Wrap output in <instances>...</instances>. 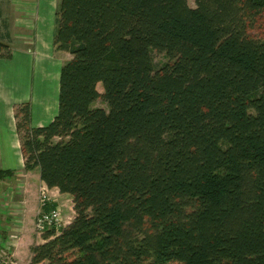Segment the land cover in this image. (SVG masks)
Wrapping results in <instances>:
<instances>
[{"label":"trees","instance_id":"1","mask_svg":"<svg viewBox=\"0 0 264 264\" xmlns=\"http://www.w3.org/2000/svg\"><path fill=\"white\" fill-rule=\"evenodd\" d=\"M195 3L59 0L58 112H15L24 167L75 216L30 264H264V40L247 23L264 0Z\"/></svg>","mask_w":264,"mask_h":264},{"label":"crops","instance_id":"2","mask_svg":"<svg viewBox=\"0 0 264 264\" xmlns=\"http://www.w3.org/2000/svg\"><path fill=\"white\" fill-rule=\"evenodd\" d=\"M52 1L54 2H46V14H41L40 6L43 1H39L37 36L34 42L27 33V28L15 23L17 16L28 17L33 8H21L12 4L13 0H0V39L9 45V54L0 56V167L14 171L12 176L0 183L5 190L1 195L3 198H0V224L3 225L0 246L1 249H11V242H15L16 247L13 248L19 256L21 250L26 251L27 246L32 257L31 236L27 228L35 222L39 190L46 186L51 191L58 192L61 198L71 197L67 193H61L57 187H49L41 179L38 168L25 170L15 112L17 106L29 103L31 125L34 127L46 125L58 112L59 101L56 105L54 100L44 97V91L48 89L45 86L47 80H58L60 87L61 68L64 65L61 57L64 51L57 50L54 46L56 6ZM22 29L24 33L18 31ZM38 84L42 94L37 98L33 89ZM70 199L73 202L72 197ZM24 211L28 217L26 228L20 224V214ZM66 224L68 221L64 223ZM22 234L24 239L21 242H17L19 238L12 239ZM39 236L41 241L38 243H43L42 235Z\"/></svg>","mask_w":264,"mask_h":264},{"label":"rangeland","instance_id":"3","mask_svg":"<svg viewBox=\"0 0 264 264\" xmlns=\"http://www.w3.org/2000/svg\"><path fill=\"white\" fill-rule=\"evenodd\" d=\"M39 1L40 0H13L12 4L14 5H19L21 6V8L24 7H28V8H33L30 11L32 12L31 15H28V17H25L23 15H19L16 17L17 21H15V23H17V25H21V27H26L27 28V33L30 35L31 40L35 42V38L37 36L36 34V28H37V20H38V9H39ZM42 4L40 6V12L41 14H46L47 11V6H46V2H48V0H42ZM189 4L193 7L196 6L195 0H188ZM55 4L56 9L58 7L59 4V0H54V2L52 1V4ZM13 6V5H12ZM15 7V6H14ZM56 14V12H55ZM19 17V18H18ZM247 23H248V34L253 37V38H257V39H261L264 40V12H261L259 14L254 15L251 19H249V17L247 18ZM35 30V31H34ZM22 33H24V29L22 30H18ZM63 51V50H62ZM62 59H64V63L67 62L71 56V54L68 51H64V53L62 54ZM153 58H154V63H155V67L156 68H160L163 65H167L168 63H172V59L163 51H159L157 49L153 50ZM45 86L48 87L47 90L44 91V97L54 100L56 102V105L58 103V95H59V86H58V80L54 81V80H47ZM41 86L38 84L37 87H34V95L38 97L41 96L42 93H40L39 88ZM98 90L103 92V86L101 83L98 84ZM94 106L96 107H103L106 110H109V105L107 102H105L102 98L97 99L94 102ZM37 109V107H36ZM37 115V113H35ZM35 115V118H37V116ZM52 121V120H51ZM51 121H49L48 123H50ZM47 123V124H48ZM21 146V145H20ZM26 170V168H25ZM29 171V170H28ZM23 184V182H22ZM46 187V186H44ZM47 188V187H46ZM48 189V188H47ZM59 190V189H58ZM2 187L0 186V196L3 193ZM62 193V192H61ZM39 194H40V190H39ZM37 196V201H38V212H43L40 208V203H39V195ZM48 197H49V204H53V206L51 207V209H55L58 208L61 216H62V221L65 223L66 221H68V223H70L74 216H75V210H74V204L71 201V197L70 196H65L64 198H61L58 194V192L55 191H51L50 189H48ZM1 199L3 198V196L0 197ZM73 200V199H72ZM44 209V208H42ZM45 210V209H44ZM37 217V214H36ZM35 217V220H36ZM27 212H22V215L20 214V224L23 226L27 225ZM31 226L29 228H27L30 233L31 236V240H30V250L32 248V246H34L35 244H39L38 241H41V236L42 234H39L36 230H35V222H33V224H30ZM34 225V226H33ZM3 225L0 224V235L2 234V227ZM24 234V233H23ZM23 234L19 235L16 238H12L13 240H17L19 242L20 240L22 241L23 238ZM20 241V242H21ZM42 243V242H41ZM11 244H13V246H10L11 249H9L10 253L13 255V257L15 258V260L19 261L20 264H30L31 261V257H30V252L28 251V247L26 246L25 250H21V254L20 256L18 255V253H16L14 251L13 247H16V243L15 242H11ZM15 244V245H14ZM30 246V245H29ZM5 249L7 247H4ZM3 249H1L0 246V252H2ZM3 253V252H2ZM6 252H4L5 255ZM32 253V252H31Z\"/></svg>","mask_w":264,"mask_h":264},{"label":"built area","instance_id":"4","mask_svg":"<svg viewBox=\"0 0 264 264\" xmlns=\"http://www.w3.org/2000/svg\"><path fill=\"white\" fill-rule=\"evenodd\" d=\"M39 195L40 208L43 212L37 213L35 220V230L39 234H43L45 231L50 229L59 231L63 227L64 222L62 221V216L58 208H53L50 210L46 209L49 203L48 189L46 187H42L40 189ZM2 249L3 253L0 252V264H20V262L15 260L13 255L10 253L9 248ZM4 252H6L5 255Z\"/></svg>","mask_w":264,"mask_h":264}]
</instances>
